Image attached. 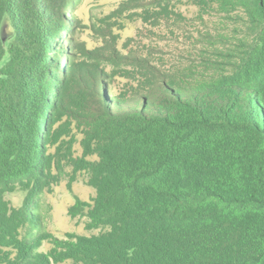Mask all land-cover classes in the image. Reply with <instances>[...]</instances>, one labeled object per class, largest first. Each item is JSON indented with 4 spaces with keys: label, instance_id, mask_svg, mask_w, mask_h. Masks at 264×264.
Masks as SVG:
<instances>
[{
    "label": "trees",
    "instance_id": "16d2710c",
    "mask_svg": "<svg viewBox=\"0 0 264 264\" xmlns=\"http://www.w3.org/2000/svg\"><path fill=\"white\" fill-rule=\"evenodd\" d=\"M76 1L0 0V264H264V0H151L162 15L209 6L231 34H207L200 69L181 78L145 67L139 99L90 83L96 195L70 215L94 233L40 250L50 123L75 63L57 38L78 23ZM54 51L67 54L62 75ZM18 190L20 207L6 198Z\"/></svg>",
    "mask_w": 264,
    "mask_h": 264
},
{
    "label": "rangeland",
    "instance_id": "374dc122",
    "mask_svg": "<svg viewBox=\"0 0 264 264\" xmlns=\"http://www.w3.org/2000/svg\"><path fill=\"white\" fill-rule=\"evenodd\" d=\"M150 2L78 0L72 4L78 23L57 38L59 46L65 41V46L71 43L76 48L71 49L69 55L75 63L71 69L67 67L71 72L64 87L67 90L65 110L50 123L47 145L50 166L37 202L45 229L50 233L40 247L44 252H50L59 243L74 247L79 236L94 233L86 228L85 217L70 215V207L78 200L89 202L96 195V189L88 183L90 163L97 158L87 145L91 119L87 113L91 108L84 100V92L90 89V83L94 81L100 89V76L111 99V93L121 99H139L135 95L148 90L143 74L145 67L181 78L191 69H200L197 57L198 52L209 45L207 34H231L226 19L209 6L183 2L162 15ZM64 14L70 20L75 18L68 9ZM65 34L78 43L62 40ZM53 53V57H59L57 65L62 75L67 65L61 54H67L64 51ZM78 81L85 86L82 92L76 89ZM26 196L27 191L18 190L7 194L6 198L20 207ZM60 264L76 262L65 260Z\"/></svg>",
    "mask_w": 264,
    "mask_h": 264
}]
</instances>
